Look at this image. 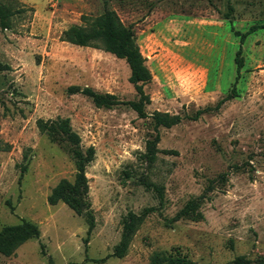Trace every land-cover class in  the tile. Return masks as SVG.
Here are the masks:
<instances>
[{"label":"rangeland","instance_id":"374dc122","mask_svg":"<svg viewBox=\"0 0 264 264\" xmlns=\"http://www.w3.org/2000/svg\"><path fill=\"white\" fill-rule=\"evenodd\" d=\"M0 1L13 11L10 27L0 24V230L21 218L40 230L0 252V264H149L153 253L189 264L264 263V0ZM105 9L132 27L146 58L147 114L203 110L196 120L159 126L154 141L150 116L126 104L96 107L80 92L138 97L123 59L60 39ZM251 26L236 96L214 109L234 82V31ZM89 145L77 214L49 195L74 180L69 150L85 155ZM129 212L142 219L125 255L112 256ZM86 213L94 227L85 244Z\"/></svg>","mask_w":264,"mask_h":264},{"label":"trees","instance_id":"16d2710c","mask_svg":"<svg viewBox=\"0 0 264 264\" xmlns=\"http://www.w3.org/2000/svg\"><path fill=\"white\" fill-rule=\"evenodd\" d=\"M13 14L10 5L0 1V24L3 28H9L10 16ZM82 23L70 25L65 28L60 35V39L78 46H87L99 48L106 52L113 54L115 57L123 59L129 68L128 80L133 84L137 93L136 100L120 101L114 94L98 93L88 87L81 90L77 86H69L68 92H77L80 90L83 94L89 96L96 107H112L118 104L129 105L139 118L151 117L153 129L156 132L154 141L158 138V127L163 126L169 128L178 124L182 118L196 120L203 110L198 109L193 115H179L169 112L153 111L150 115L145 111V105L150 102L149 95L144 90V85L151 79V74L147 68L146 58L142 55L139 45L136 42L135 34L131 26H126L118 17L116 12L111 9H105L102 13L96 16L83 15L81 17ZM256 29L255 26L249 27L245 32L234 31L235 35L239 37L240 47L235 52L234 62L236 65V74L230 93L217 101L214 109L225 101L229 100L235 92V84L239 79L240 70L243 67V56L241 45L245 37ZM40 130L45 131V126L41 125ZM48 136L52 141H58L60 138L53 137L50 132ZM61 147L65 146L61 143ZM94 152L92 145L86 149L85 155L79 149L69 150V156L73 160L75 167V176L73 182L66 179H61L51 190L49 201L51 203L63 200L68 204L77 214H82L83 198L82 193L86 188L87 178L85 176V166L90 161V157ZM153 152V146L147 142V153ZM80 197V198H79ZM79 202V205L77 204ZM88 216L86 236L83 241L88 242L92 229L94 227V220L90 213ZM143 215H136L129 212L123 224L122 237L118 244L114 245L111 255L122 257L125 255L131 234L134 231L135 224L141 221ZM39 227L24 218L20 222L12 225H5L0 230V252L4 255H10L23 242L28 239L39 236ZM240 257L235 259V264L244 263ZM149 264H189L186 261H178L176 258H167L161 256L159 253H153ZM261 264H264L261 262Z\"/></svg>","mask_w":264,"mask_h":264}]
</instances>
